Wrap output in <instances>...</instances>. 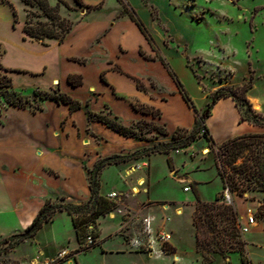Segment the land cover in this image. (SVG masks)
Segmentation results:
<instances>
[{"label":"crops","instance_id":"0c3cea01","mask_svg":"<svg viewBox=\"0 0 264 264\" xmlns=\"http://www.w3.org/2000/svg\"><path fill=\"white\" fill-rule=\"evenodd\" d=\"M99 1L101 0H97L91 5H96ZM85 2L90 4L88 0ZM124 2L129 4L130 8L144 23L153 37L154 43L149 41L137 22L129 15H119L122 10L121 4H117L115 12L106 14V21H102V26L91 35H88V31H80L79 26L86 24L88 18L95 13L105 11L107 4H104L100 9L87 13L85 18L79 21L68 33L63 42L49 40L45 44L32 38H25L23 27L16 29L15 26H12L11 29L6 28L0 33V42L6 48L1 59L5 68L13 73L20 70L30 76L39 77L34 81L27 80L31 83L27 95L30 96L38 88L50 90L53 84L58 81L61 91L81 102V107L74 111L70 110L69 105L58 103L52 99L41 100L43 109L36 112L29 107L20 108L8 104L4 108H0V126L2 128L6 127L7 119L11 114L36 117L50 107L59 108L61 115L58 126L53 129L52 134L55 136L63 135L64 139L67 140L71 135L68 129L70 124L71 131L79 143L77 152H67L64 147L56 146V153L65 160V163L58 167L49 166L43 162V158L48 152L47 146L46 143L37 139L35 140L37 143H34V148L31 151V158L35 163L22 168L21 162L17 161L16 156H14L15 152H20L19 144L12 141L15 136L8 135L9 137L5 136L0 140V221L7 220L11 227H17L19 231L25 230L32 223L48 199L55 201L65 196V202L75 204L88 200L91 195L89 170L99 158L112 154L130 153L136 149L150 146L148 141L140 137L119 134L101 120L91 118V114L107 117L112 114L126 125H132L141 120L154 121L165 126L169 132L175 131L178 127L192 129L196 123L195 109L185 100L176 80L163 62L164 59L183 83L170 61L172 50L167 51L165 49L163 36L157 37L149 29L153 22L151 12L153 8L158 10V14L164 22L161 8L153 0H124ZM169 5L171 6V3ZM130 37L134 38L133 42L130 41ZM66 45L76 48L78 45H86L87 50L69 51L65 50ZM131 51H134V56H130ZM183 63L191 71L184 59ZM61 68L64 71L62 79L58 73V69ZM71 74L80 75L82 84H71L68 79ZM46 77L48 84H46V88H42L41 79ZM163 81L170 82L175 88L170 91L165 90ZM183 85L187 90L184 83ZM189 95L191 96L190 93ZM248 96L251 98L250 92ZM174 98L177 99L178 106L175 105ZM191 98L198 113L204 117L206 102L204 94L201 96L203 108L197 104L192 96ZM135 104L153 107L159 110L161 115L154 117L152 114L137 110L134 107ZM257 110L264 113L262 105ZM208 111L207 118L204 117L205 123L216 144H221L241 134L264 132V125L241 120V109L231 96L217 98L212 103L210 115H208ZM184 113L189 114L190 121L185 120ZM63 121H65L64 124ZM35 126L38 125L30 123L25 126V129L35 131L38 128ZM46 126L47 128L50 127L48 121ZM29 137L26 135L27 139ZM112 140L120 145L119 148L104 152L101 149L102 143L108 144ZM89 145L91 148L88 147ZM23 154L22 151L21 156ZM155 154L158 153L119 164L106 165L100 172V193L106 196L112 191H117L123 197V207L131 212L152 214L161 218L163 215L161 204L170 198L153 193V189L161 180V177L155 174L156 167L153 163ZM5 161L11 162L9 167L13 172L22 169V173H4L3 169L7 167ZM111 167L117 170L116 178L106 188L102 176L104 171ZM167 171L173 174L175 170L167 167ZM142 181L144 182L140 184ZM189 181L192 182L190 179ZM137 189L140 191L135 193ZM173 203L179 202L174 201ZM235 206L242 223L245 224L247 213L243 214L236 204ZM102 218L104 216L98 222L100 237L108 236L104 238L103 245L100 247L104 249L103 254L147 255L142 252L130 251L122 239L116 235L119 219L115 229L102 235L100 226ZM171 222H168L167 226L173 230ZM57 223L62 224L65 228L70 226L75 238L73 243L70 237L64 239L62 233H56ZM156 223L159 225L162 222L157 219ZM49 226L54 233L47 241H40L38 236ZM17 229L15 228L12 234ZM174 238L175 233H173V239L170 242V245L176 248L174 252L169 254L170 258H173L171 264H199L196 258V238L192 253L180 249ZM22 243L33 244L32 249H29L25 256L29 259L38 256L54 257L60 250L66 249L73 252L80 246L72 216L65 210L57 211L53 219L45 222L35 235L24 239ZM107 244H109L108 247L105 246ZM156 253L160 252L157 251L149 257L157 256ZM79 256L80 253L77 254V261L78 258L80 260Z\"/></svg>","mask_w":264,"mask_h":264},{"label":"rangeland","instance_id":"374dc122","mask_svg":"<svg viewBox=\"0 0 264 264\" xmlns=\"http://www.w3.org/2000/svg\"><path fill=\"white\" fill-rule=\"evenodd\" d=\"M96 1L88 0L90 3L88 4L82 0L83 3L80 4L77 0H49L51 5L60 4L59 15L61 18L72 22L73 28L85 18L87 6ZM101 1L103 5L107 4L106 10L95 13L88 18L86 24L79 26L80 31H88V35H91L102 26V21H106L108 12L117 10V4H121L122 7L119 15H128L118 0ZM153 2L161 8L164 22L161 20L158 10L153 8L151 9L153 22L149 29L153 35L164 37L165 49L167 51L172 50L170 53L172 65L179 73L191 96L202 108L204 104L201 96L204 94L206 101L205 118H207V111L211 110L213 101L217 99L220 93L246 95L249 98L250 92L251 98L249 99L253 107L255 106L254 109L257 110L262 105L264 112V0H153ZM14 10L17 14L16 24ZM41 23H45L46 27L60 30L58 27L60 21L49 17L39 5L27 4L23 0H0V33L6 28L11 29L12 26H15L16 29L23 27L24 30L26 24L33 29ZM24 35H26L25 32ZM27 38L31 37L27 35ZM133 40L134 38L130 37V41L133 42ZM77 47L66 45L65 50H87L86 45H78ZM5 50V46L0 42L1 64ZM134 55V51H131L130 56ZM183 59L191 71L184 66ZM58 73L62 79L64 73L62 68L58 69ZM8 74L12 77L10 89L23 95H27L31 87V83L27 80L39 79L37 76H30L20 70L16 73L9 71ZM1 81L4 82V78H1ZM46 84H48L47 77L41 79L42 88H46ZM163 86L165 90L169 91L175 88L167 81H163ZM247 86L248 90L245 91ZM56 88H59L58 81L53 84L50 91L53 92ZM5 89V87L0 88L1 109L6 106V103L3 102V99L7 98ZM30 97L29 108L39 104L43 105L34 93H31ZM176 101L177 99L174 98V103L178 106ZM241 108L245 110L244 105H241ZM262 114L264 115V113ZM60 115L61 109L56 107H50L36 117L11 114L7 119L6 127L0 126V140L8 135L15 136L12 141L19 144L20 152H15L14 156H16L17 161L21 162L22 168L35 163L31 158V151L34 148V143H37L35 141L37 139L46 143L48 152L44 156L43 162L49 166L61 167L65 163L64 158L56 153V146L64 147L67 152L79 150V143L71 131L70 124L68 129L71 135L67 140L64 139L63 135L55 136L52 134L53 129L58 126ZM109 116L114 118L112 114ZM184 118L190 121L189 114L184 113ZM47 121L50 123L49 128L46 126ZM30 123L38 125L35 126L38 128L35 131H27L25 126ZM173 133L174 131H168L167 134H161L150 123L142 122L139 124V134H142V139L148 141L150 145L172 141ZM26 135L30 136V140L26 138ZM256 140L259 141V144L255 143L254 145L256 154L261 155L264 160V138H256ZM119 146L115 140H112L108 144L102 143L101 149L108 152L118 149ZM88 147L91 148L90 145ZM22 151L24 152L23 156H21ZM220 152L219 144L210 142L201 132L190 146L174 149L170 153L174 164L173 170H175L173 174L167 171V167L171 169L168 163V154L158 153L153 156V163L156 167L155 174L161 177L160 183L153 189V193L170 198L165 200L166 202H179L176 204L181 207L183 214L181 216L172 215L171 227L174 230H172L175 233L174 240L178 247L188 253H192L196 238L193 217L196 210L197 194L203 201L210 202L216 200L219 194L221 196L225 189L217 167L219 160L216 157ZM242 161L243 159H239L236 164L239 165ZM4 163L7 165L3 169L4 173H22V169L13 172L9 167L11 162L5 161ZM116 173L117 170L113 167L104 171L102 178L106 188L109 183L115 180ZM189 179L195 182L197 193ZM185 186L191 187L189 192L184 190ZM232 196L234 203L231 205L236 208V204L243 214L247 213L246 217L253 216L254 224L247 233L243 234L241 231L243 223L239 216V235L231 237L229 224L225 220L217 218L213 229L207 231L204 228L207 231L204 233L218 241V245L226 250L227 257L223 258L219 253L210 251L205 254L209 259H204L203 255L197 252L196 247V258L199 264H227V261H230L228 264H242L240 251H232L231 247V243L239 238L243 243L244 254L251 259L252 264H264V189L254 181L243 194L233 191ZM55 201H61V199ZM86 201H82L78 205H83ZM110 215L111 212L103 215L104 218L100 220L102 235L115 229L118 224V217L111 218ZM157 219L163 222L162 217L159 216ZM15 228L17 229V227H11L5 219L0 221V241L26 230L19 231L18 228L12 234ZM58 232L62 233L64 239L70 237L72 243L75 241L70 226L65 228L62 224L57 223L56 233ZM53 233V229L49 226L38 236V239L47 241ZM100 236L98 246L80 252V260L78 258L76 261L73 257L72 262L69 260L65 261L64 264H151V262L154 264H171L173 258L171 259L169 254L176 249L170 245L173 248L167 251L163 247L164 252L156 253L157 256H153V258H150L148 254L132 256L126 253H113L105 255L102 253L104 249L100 247L103 245L104 238L108 236ZM240 243L234 242L235 246H239ZM8 245L6 243L0 246V264H17L20 261L34 258H25L33 244L20 242L13 247H8ZM105 246L108 247L109 244ZM174 260L176 261V259Z\"/></svg>","mask_w":264,"mask_h":264},{"label":"trees","instance_id":"16d2710c","mask_svg":"<svg viewBox=\"0 0 264 264\" xmlns=\"http://www.w3.org/2000/svg\"><path fill=\"white\" fill-rule=\"evenodd\" d=\"M27 4H37L40 8L51 18L59 20V31L52 27H46L45 23H41L35 28L28 27V24L24 27L25 38L27 35L32 39L47 43L49 40H57L63 42L67 34L72 30L73 23L61 18L59 15L60 4L51 5L49 0H23ZM122 3L124 11L137 22L142 31L145 33L149 41L154 43L153 37L148 32L144 23L136 15L135 11L130 8L129 4L124 2V0H118ZM78 3L82 4V0H77ZM65 3V2H64ZM66 4V3H65ZM67 5V4H66ZM103 6L102 1L97 5H88V10L86 13L92 10L100 9ZM15 24L17 22V14L14 10ZM2 53L0 52V55ZM165 66L169 69V72L176 80L178 87L183 94L185 100L195 109L196 111V123L192 129L185 127H178L172 134V141L165 142L162 144H154L150 146H145L136 149L133 152L125 154H112L106 157L99 158L90 171V190L91 195L89 199L83 204L78 205L75 203L65 202V196L61 197V201H52L48 199L44 206L41 208L39 213L36 215L32 223L26 228V230L20 234H14L10 237L5 238L0 241V246L8 243V247H13L15 244L22 242L24 239L31 237L37 233V231L43 226L45 222L53 219L55 213L59 210H65L71 214L73 219V225L76 231L77 240L80 244L79 248L72 252L75 260L77 261V254L83 251H87L94 248L100 244L99 236L100 230L98 227V219L103 215L108 214L114 210L116 203L108 199L105 195L100 193L101 180L100 172L101 170L109 164H119L133 159H138L145 155H151L152 153H165L168 154V163L171 169L174 168L173 159L170 153L175 149L186 148L190 146L195 140L196 136L201 132L204 133L205 137L212 143H215L212 135L210 134L209 128L205 123V118L198 113L197 107L189 95L188 91L185 89L183 83L179 79L176 72L170 67V65L163 59ZM5 71V73H2ZM10 70L5 68L0 62V88H6L5 92L7 95L3 102L6 105H13L20 108H27L28 103L31 101L29 95H23L16 91H12V77L8 74ZM4 78V82L1 81ZM69 82L73 85L82 84V77L80 75L71 74L69 75ZM248 90V86L245 91ZM35 97L40 100L52 99L61 104L69 105L71 111L77 110L81 107V102L73 99L70 95L56 88L51 92L50 90L36 89ZM231 96L237 102L241 109V120L249 121L255 124L264 125V115L258 110L254 109L250 99L246 95L238 96L231 93H220L217 98ZM1 102V100H0ZM241 105L245 106V110L241 108ZM134 107L137 110H141L145 113L152 114L154 117L160 116L161 112L154 109L153 107H148L145 105L135 104ZM34 112L43 109V106L39 104L31 108ZM210 110L208 115H210ZM91 118H97L104 122L108 127L118 132L119 134L131 137H140L139 134V124L144 122L151 124L158 133L167 134L168 130L165 126L159 125L154 121L141 120L133 123L132 125H126L119 121L117 117L110 118L104 115H90ZM183 132V133H182ZM256 138H264V132L262 133H245L233 138L226 140L225 142L219 144L221 152L217 154L218 162V172L223 180L224 188H229L230 191H238L243 194L250 184L256 181V184L262 186L264 189V160L261 155L256 154L255 143L259 144ZM222 155V157H221ZM239 159H243L242 163L237 165L236 162ZM191 185L195 189V182H191ZM197 193V192H196ZM220 194L214 201H203L197 194L196 210L194 212L193 224L196 228V247L197 252L201 253L204 259H209L207 252L213 251L219 253L223 258L227 257L226 250L218 245V241H215L214 237H209L205 235L213 226L216 225V219L225 220L229 227H231V237L239 235V213L233 205H225L219 202ZM93 226L92 229L90 227ZM206 228V230H204ZM89 234H92L94 242L92 244L86 243V238ZM235 243H240L239 246H235ZM232 251H240L242 264H252L251 259H249L244 254L243 243L239 238L231 243ZM7 248V247H6ZM173 247L165 245L164 249L169 251ZM230 261H227V264ZM78 264V263H77Z\"/></svg>","mask_w":264,"mask_h":264},{"label":"built area","instance_id":"2783aa9c","mask_svg":"<svg viewBox=\"0 0 264 264\" xmlns=\"http://www.w3.org/2000/svg\"><path fill=\"white\" fill-rule=\"evenodd\" d=\"M143 182L144 181L140 184ZM190 189V186L184 187L185 191ZM139 191L140 190L137 189L135 193ZM106 197L116 203L114 210L111 211L110 217H118L119 227L116 235L122 239L123 243L130 251L142 252L150 256L157 251L164 252L163 247L169 245L173 239V231L168 228L167 223L172 221L173 214L177 216L183 214L178 204L173 202H163L161 204L163 222L158 225L155 215L133 213L129 209L123 207V197L119 192L112 191L108 193ZM219 202L225 205L234 203L232 192L229 188L223 190ZM253 224L254 217L250 215L247 217L246 224L241 225L242 233H247ZM92 228L93 226L90 227V229ZM93 242L94 238L92 234H89L86 238V243L92 244ZM73 257L74 255L71 251L63 249L58 251L54 257H35L31 260L20 261L17 264H64L65 261L71 260L72 262Z\"/></svg>","mask_w":264,"mask_h":264},{"label":"bare ground","instance_id":"6f19581e","mask_svg":"<svg viewBox=\"0 0 264 264\" xmlns=\"http://www.w3.org/2000/svg\"><path fill=\"white\" fill-rule=\"evenodd\" d=\"M254 99V98H253ZM255 100V99H254Z\"/></svg>","mask_w":264,"mask_h":264}]
</instances>
